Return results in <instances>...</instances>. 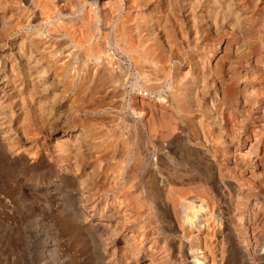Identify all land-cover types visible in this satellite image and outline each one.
Listing matches in <instances>:
<instances>
[{
  "label": "bare ground",
  "instance_id": "1",
  "mask_svg": "<svg viewBox=\"0 0 264 264\" xmlns=\"http://www.w3.org/2000/svg\"><path fill=\"white\" fill-rule=\"evenodd\" d=\"M0 194L45 264L264 260V0H0Z\"/></svg>",
  "mask_w": 264,
  "mask_h": 264
},
{
  "label": "rangeland",
  "instance_id": "2",
  "mask_svg": "<svg viewBox=\"0 0 264 264\" xmlns=\"http://www.w3.org/2000/svg\"><path fill=\"white\" fill-rule=\"evenodd\" d=\"M156 5L159 7V4ZM142 11L146 12L147 10ZM178 18V25L181 21L184 23V27L181 24V26H178L179 28L181 27L180 31L186 32L187 25L185 24L184 18ZM41 199H26L21 201L13 200V198L0 194V264H45V238L47 228L45 224V196ZM64 238L62 236V238L57 239V252L62 261L66 264L91 263L85 249L76 245H72L71 247L70 240L68 241L67 237ZM189 256L190 259L188 262L190 264H199L191 252H189ZM234 258H229L230 260L226 264L243 263V261H238L240 259ZM253 264H264V260L255 259Z\"/></svg>",
  "mask_w": 264,
  "mask_h": 264
}]
</instances>
